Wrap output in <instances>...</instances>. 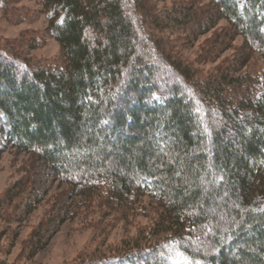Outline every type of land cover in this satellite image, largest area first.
<instances>
[{"label": "trees", "instance_id": "16d2710c", "mask_svg": "<svg viewBox=\"0 0 264 264\" xmlns=\"http://www.w3.org/2000/svg\"><path fill=\"white\" fill-rule=\"evenodd\" d=\"M39 1L60 57L29 54L39 34L0 39V129L31 156L0 200V243L43 201L40 161L75 197L159 204L149 229L71 264H264V0ZM220 20L202 57L180 55ZM237 36L243 56L197 65Z\"/></svg>", "mask_w": 264, "mask_h": 264}, {"label": "rangeland", "instance_id": "374dc122", "mask_svg": "<svg viewBox=\"0 0 264 264\" xmlns=\"http://www.w3.org/2000/svg\"><path fill=\"white\" fill-rule=\"evenodd\" d=\"M155 1L158 10H161L171 7L174 1L178 3L182 0ZM203 3L208 4L209 0H203ZM16 7L19 15L8 17L0 11V39L14 40L26 32L39 34L45 42L30 49L29 54L35 60L60 57L58 42L45 32L48 20L41 2L20 0ZM210 15L205 14V17ZM226 27L227 21L220 20L216 29L181 47L178 50L180 55L192 63L196 62L204 55L206 45L213 36ZM229 45V48L217 54L215 60L206 58L205 63L197 65L209 71L224 61L238 59L246 52L242 36L235 37ZM253 63L254 66L262 64L261 61ZM30 157L28 153L11 146L5 132L0 129V200L9 187L26 175ZM36 166L33 178L38 182L36 187L44 195L43 201L24 222L13 227L14 234L6 235L2 240L1 261L8 264H71L81 258L117 250L127 240L153 225L159 204L150 196L140 195L136 198L137 205L126 211L107 202L105 197H75L70 187L52 177L40 161ZM40 233L45 235L46 242L31 251L30 244H35L38 239H33L34 234L40 238Z\"/></svg>", "mask_w": 264, "mask_h": 264}]
</instances>
